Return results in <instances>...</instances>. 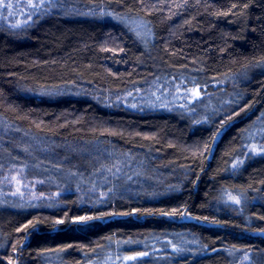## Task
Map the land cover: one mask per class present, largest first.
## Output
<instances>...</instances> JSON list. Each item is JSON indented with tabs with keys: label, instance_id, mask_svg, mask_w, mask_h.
I'll return each mask as SVG.
<instances>
[{
	"label": "trees",
	"instance_id": "16d2710c",
	"mask_svg": "<svg viewBox=\"0 0 264 264\" xmlns=\"http://www.w3.org/2000/svg\"><path fill=\"white\" fill-rule=\"evenodd\" d=\"M74 1L134 15L152 38L54 10L19 35L0 25V159L32 152L74 190L51 209L0 211V264H84L108 242L152 235L201 249L166 264H234L242 252L264 264V157L242 146L264 112V0ZM157 74L226 82L239 105L197 125L116 101ZM87 183L97 200L81 195Z\"/></svg>",
	"mask_w": 264,
	"mask_h": 264
},
{
	"label": "rangeland",
	"instance_id": "374dc122",
	"mask_svg": "<svg viewBox=\"0 0 264 264\" xmlns=\"http://www.w3.org/2000/svg\"><path fill=\"white\" fill-rule=\"evenodd\" d=\"M59 1L0 0V25H5L11 33L19 35L35 22H41L46 13L54 10L71 15V17L74 15L90 19L108 18L117 22L121 21L131 29L133 28L135 36L142 44H147L152 38L151 30L134 15H129L126 20L123 15L122 20H118V16L111 11L103 9L92 11L96 10V7L87 10L88 8H82V5L74 0H65L61 4ZM5 4L11 7L5 10L3 7ZM34 4H39L40 7L35 8ZM33 20L34 23L31 25ZM155 69L158 73L159 71L169 72L161 66ZM168 75L157 74L146 87L128 93L116 101L132 109L168 110L190 119L197 125L208 123L212 117L215 118L226 111H231L239 105L238 95L234 94V91H228L226 82L203 84L202 81L187 74ZM0 128L7 130L2 123H0ZM242 142L245 150L243 158L264 157V112L243 132ZM2 146L3 144L0 143V148ZM14 159L23 162L10 161L7 158L6 161L0 159V211L51 209L60 205V199L74 191L69 187L70 178H63L62 174L42 170L40 161L34 160L32 152H29L26 157H14ZM241 163V159H236L234 167ZM88 185V183L82 187L80 185L84 190L81 191L78 188L77 191L79 194L81 191V195L85 197L97 200V189L94 185L89 187ZM100 195L103 197V193ZM227 198L237 207L242 204L240 197L229 194ZM234 199L239 200V203H235ZM5 214H0V216ZM199 251L201 249L197 242L184 236L176 235L171 238L152 235L148 241L118 239L108 242L102 250L95 252L84 264H166L174 259H181L186 254ZM130 257H135V259H129ZM235 257L234 264H253L249 252H242ZM44 264L66 263L61 254H50L45 258Z\"/></svg>",
	"mask_w": 264,
	"mask_h": 264
},
{
	"label": "snow or ice",
	"instance_id": "6c2138e0",
	"mask_svg": "<svg viewBox=\"0 0 264 264\" xmlns=\"http://www.w3.org/2000/svg\"><path fill=\"white\" fill-rule=\"evenodd\" d=\"M3 7H4L5 10H6L8 7H11V5H7V4H5V5H3ZM33 7H35V8H39L40 5H39V4H34ZM14 26H16V25H14ZM234 202H235V203H239V200H235V199H234ZM129 259H135V257H130Z\"/></svg>",
	"mask_w": 264,
	"mask_h": 264
}]
</instances>
